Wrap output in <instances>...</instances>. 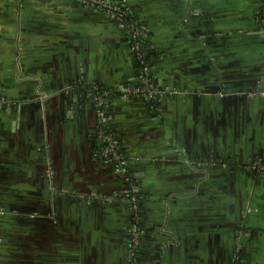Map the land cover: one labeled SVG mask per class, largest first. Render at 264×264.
Returning a JSON list of instances; mask_svg holds the SVG:
<instances>
[{"label":"crops","instance_id":"obj_1","mask_svg":"<svg viewBox=\"0 0 264 264\" xmlns=\"http://www.w3.org/2000/svg\"><path fill=\"white\" fill-rule=\"evenodd\" d=\"M106 1L0 0V264H131L132 186L136 264H264V0Z\"/></svg>","mask_w":264,"mask_h":264},{"label":"built area","instance_id":"obj_2","mask_svg":"<svg viewBox=\"0 0 264 264\" xmlns=\"http://www.w3.org/2000/svg\"><path fill=\"white\" fill-rule=\"evenodd\" d=\"M85 5L97 7L106 11L111 16H127L128 10L122 4L110 3L106 0H81ZM130 39H131V49L135 54V58L138 62L139 72L137 74L136 81L132 84H120L118 86V91L124 97H144L147 101H152L155 98L156 92L151 80L150 66H149V47L146 43L147 33L143 27L137 26L134 23H130ZM112 91L106 92L104 97L111 94ZM102 96L97 97L98 112L100 115L102 125L106 121L105 112L106 109L104 105L106 101ZM101 134L107 136L108 143L100 150V157L107 158L116 161L117 165L120 167L121 172H123L125 178H129L127 171L125 169V158L119 153L118 147L113 142L110 135H105L103 128L101 129ZM262 162H255L259 170H264V157ZM255 165V166H256ZM138 194L139 189L132 186L129 189V196H127L132 211L135 215V221L132 225V234L129 241V255L131 264H136L138 262V250H139V210H138Z\"/></svg>","mask_w":264,"mask_h":264},{"label":"trees","instance_id":"obj_3","mask_svg":"<svg viewBox=\"0 0 264 264\" xmlns=\"http://www.w3.org/2000/svg\"><path fill=\"white\" fill-rule=\"evenodd\" d=\"M148 56H149V54H148Z\"/></svg>","mask_w":264,"mask_h":264}]
</instances>
